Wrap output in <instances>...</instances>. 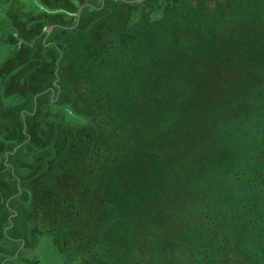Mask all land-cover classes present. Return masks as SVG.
<instances>
[{"label": "trees", "instance_id": "trees-1", "mask_svg": "<svg viewBox=\"0 0 264 264\" xmlns=\"http://www.w3.org/2000/svg\"><path fill=\"white\" fill-rule=\"evenodd\" d=\"M46 15L39 10L41 25ZM0 16L10 22L0 34L20 32L10 14ZM238 28L230 44L210 50L209 98L202 92L205 82H196L189 92H180L178 84L179 92H173L154 79L155 92L129 95L127 111L110 116L113 124L106 130L82 128L65 140L56 125L46 138V125L38 126L43 133H33L26 123L41 104L53 109L50 100H39L45 93L49 99L56 87L49 89L33 75L18 78L20 86L32 84L29 99L20 88L8 94L5 89L30 67L54 65L55 81L60 46L34 42L41 32L36 28L22 45L26 52L8 53L0 69V118L6 103L19 110L5 115L13 122L4 121L0 129V264H264V204L258 206L253 189L264 192V29L243 23ZM50 49L54 60L39 56ZM232 80L238 96L224 93ZM206 110L210 130L202 122ZM209 134L210 146L222 149L202 148ZM190 144L194 159L202 155L200 161L210 160V169L221 171L241 159L249 164L246 175L253 182L243 191L251 202L238 206L239 197L226 193L222 199V211L234 213L241 244L219 238L215 222L209 227L201 221L207 217L199 214L207 209L201 187L187 194ZM199 167L203 174L196 170V182L207 174L205 165ZM196 229L203 232L198 238ZM49 254L53 262L45 258Z\"/></svg>", "mask_w": 264, "mask_h": 264}, {"label": "rangeland", "instance_id": "rangeland-1", "mask_svg": "<svg viewBox=\"0 0 264 264\" xmlns=\"http://www.w3.org/2000/svg\"><path fill=\"white\" fill-rule=\"evenodd\" d=\"M8 1L0 0V14H10L12 23H17L20 32L0 34V69L8 53L12 54L17 48L26 52L22 45H28L26 39L36 28L41 32L34 42L60 46L62 57L55 81H51L54 65H44L39 69L30 67L5 84L6 93L20 88L28 99L31 97L32 84L23 82L20 86V76L31 78L34 75L39 82L47 83L49 89L56 87L55 91L49 92V99H46L45 93L39 100L40 104L50 100L53 109L41 104L37 108L38 113L27 117L26 123L33 133L44 131L46 138L52 134V125H56L58 136L63 140L75 137L82 128L106 130L113 124L109 121L110 116L127 111L125 100L129 95L155 92V88L150 86L154 79L166 91L173 92L193 91L196 82L197 85L205 82L206 88L202 87V92L209 98L210 50L213 47L222 50L230 44L232 35L241 30L238 28L239 23L264 29V0H32L38 9L30 0H11L10 5L4 6ZM40 9L44 15L47 14L42 25L37 16ZM1 18L0 28L10 24ZM228 53L229 49L224 51V58ZM39 56L50 57L48 59L51 61L55 52L43 50ZM18 61L20 59L17 56L14 62ZM178 84L181 85L179 91L176 87ZM239 92L236 82L232 80L229 91L224 93L238 96ZM6 104L1 115L3 118H0L1 130L4 121L13 122L5 115L15 114L19 110ZM28 105L29 102L24 105V109ZM209 111L206 110L202 122L210 130ZM44 117L51 118L52 122H45ZM40 124L46 125L43 131L37 130ZM209 136L205 144L202 141V148L207 152L222 149L223 146H210ZM188 149L193 157L187 167V179L190 182L186 184V192L195 194L201 187L207 194V209L199 213L200 217H207L201 221L205 224L209 222V227L215 222L219 238L227 242L231 240L232 244H241L243 239H238V231L233 228L236 226L234 213L222 211V199L226 193L232 198L239 197L236 202L238 206L251 202L249 192L243 191L247 182H253L252 177L248 179L246 175L250 171L249 164L241 159L234 165L226 164L223 170L216 171L214 167L210 169V160L200 161L202 155L194 159V147L191 144ZM199 165H205L207 174L196 182V170L199 176L203 174ZM258 182L255 184L258 185ZM108 188L113 191L112 186ZM253 189L260 202L258 206L263 205L264 192L259 187ZM200 233L203 232L197 229L193 231L195 238ZM45 258L53 262L50 254Z\"/></svg>", "mask_w": 264, "mask_h": 264}]
</instances>
